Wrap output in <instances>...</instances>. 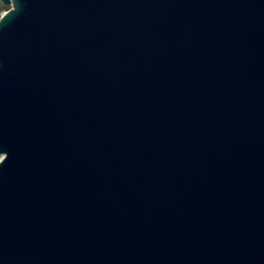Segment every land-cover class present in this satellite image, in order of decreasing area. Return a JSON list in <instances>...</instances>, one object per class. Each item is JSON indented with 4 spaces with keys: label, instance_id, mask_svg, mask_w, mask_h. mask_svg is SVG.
Here are the masks:
<instances>
[{
    "label": "water",
    "instance_id": "water-1",
    "mask_svg": "<svg viewBox=\"0 0 264 264\" xmlns=\"http://www.w3.org/2000/svg\"><path fill=\"white\" fill-rule=\"evenodd\" d=\"M0 4V264H264V0Z\"/></svg>",
    "mask_w": 264,
    "mask_h": 264
},
{
    "label": "rangeland",
    "instance_id": "rangeland-1",
    "mask_svg": "<svg viewBox=\"0 0 264 264\" xmlns=\"http://www.w3.org/2000/svg\"><path fill=\"white\" fill-rule=\"evenodd\" d=\"M7 10H8V7L3 6L2 4H0V16Z\"/></svg>",
    "mask_w": 264,
    "mask_h": 264
}]
</instances>
